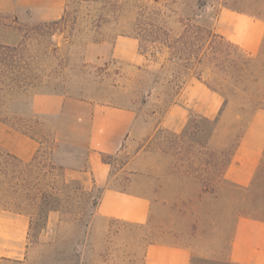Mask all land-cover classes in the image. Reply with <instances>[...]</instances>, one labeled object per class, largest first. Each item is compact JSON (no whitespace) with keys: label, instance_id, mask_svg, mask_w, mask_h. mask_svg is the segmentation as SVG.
Wrapping results in <instances>:
<instances>
[{"label":"rangeland","instance_id":"rangeland-1","mask_svg":"<svg viewBox=\"0 0 264 264\" xmlns=\"http://www.w3.org/2000/svg\"><path fill=\"white\" fill-rule=\"evenodd\" d=\"M261 1L65 0L61 18L48 21L34 19L26 9L18 16L0 13V46L17 48L3 51L6 60L0 63V123L41 144L30 172L0 158V264H143L145 246L158 229L112 220L93 226L98 190L86 192L79 182L50 174L38 177L36 162L53 145L54 117L36 116L33 99L66 96L129 108L147 136L184 80L200 75L225 102L216 150L209 144L213 123L198 117H191L182 139L162 130L158 135L171 157L180 158L178 167L186 166L181 158L187 157L191 166L218 174L243 125L264 109V41L259 54L249 57L212 36L214 19L224 7L247 10ZM204 163L210 165L204 169ZM31 193L57 199L51 202L60 209L56 233L44 232L46 220L31 215L24 200ZM253 194L264 218V164ZM8 211L29 223L19 259L6 236L16 229L5 217Z\"/></svg>","mask_w":264,"mask_h":264},{"label":"crops","instance_id":"crops-1","mask_svg":"<svg viewBox=\"0 0 264 264\" xmlns=\"http://www.w3.org/2000/svg\"><path fill=\"white\" fill-rule=\"evenodd\" d=\"M46 1L0 0V13L18 16L26 9L37 20L60 19L65 0ZM213 33L256 57L264 41V1L253 9L222 8ZM224 107L219 91L189 76L158 125L143 136L132 109L66 96H36L35 115L54 117L53 145L36 164L52 165L60 179L79 182L86 192L98 190L93 226L112 220L158 229L156 238L145 246L143 264H264V218L253 197L264 164V109L255 111L243 125L218 174L191 166L187 157L181 158L186 166L178 167L180 158L171 157L158 135L162 130L182 139L191 117H198L213 123L209 144L216 150ZM0 147L23 170L24 165L35 163L41 144L0 123ZM209 165L204 163V169ZM57 213H48L44 232L56 233ZM6 214L16 228L6 236L12 241L13 258L19 259L29 223L21 213Z\"/></svg>","mask_w":264,"mask_h":264},{"label":"trees","instance_id":"trees-1","mask_svg":"<svg viewBox=\"0 0 264 264\" xmlns=\"http://www.w3.org/2000/svg\"><path fill=\"white\" fill-rule=\"evenodd\" d=\"M214 38H218L220 40H222L219 36L215 35L213 33L212 35ZM224 41V40H223ZM3 51H8V52H11V51H17V48H5V47H1L0 46V63L3 64L4 61L6 60V57H4L5 53ZM200 60L197 62V65L200 64ZM189 70H196V66L195 67H192V68H188ZM197 78L200 79V75H197L196 76ZM0 158H3V160L5 161V163L9 162V161H14L16 162V164H19L17 162V160L12 157L9 153L7 152H0ZM32 164H27V165H24V168L25 170L27 169L26 172H30L31 170L29 169V167L31 166ZM48 165V166H47ZM36 169H37V172H38V177L41 175L42 177H46L47 175H53L54 177H57L59 176V174H54L56 171V168L53 167L52 165H49V164H45L43 166H39L38 164H36ZM15 168H18L17 165L15 166ZM43 169H46L48 171L46 172H42ZM23 172H21L22 174ZM25 173V172H24ZM75 192V191H74ZM67 195V193H66ZM69 197H71L72 195L69 193L68 195ZM73 196H75V194L73 193ZM18 198V197H16ZM98 199V198H97ZM24 200L28 201L29 204H26L28 207H31L32 208V211H33V214L31 215H34V217L36 219H44L46 220V217L48 215L49 212L51 211H57L59 212L60 209L54 205V203L57 201V199L55 197H51V195L47 196L45 194H26L25 197H24ZM54 203H51L53 202ZM96 203H97V200L96 202L94 203V208L96 206ZM24 210V209H23ZM32 218V217H31Z\"/></svg>","mask_w":264,"mask_h":264}]
</instances>
